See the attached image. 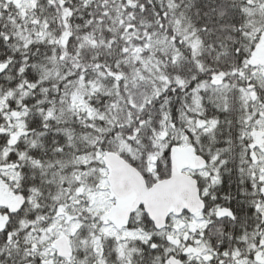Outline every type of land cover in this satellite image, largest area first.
<instances>
[{
  "label": "snow or ice",
  "instance_id": "6c2138e0",
  "mask_svg": "<svg viewBox=\"0 0 264 264\" xmlns=\"http://www.w3.org/2000/svg\"><path fill=\"white\" fill-rule=\"evenodd\" d=\"M0 264H264V0H0Z\"/></svg>",
  "mask_w": 264,
  "mask_h": 264
}]
</instances>
